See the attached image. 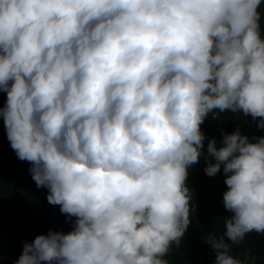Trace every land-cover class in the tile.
I'll return each instance as SVG.
<instances>
[{"label":"clouds","instance_id":"9594fccd","mask_svg":"<svg viewBox=\"0 0 264 264\" xmlns=\"http://www.w3.org/2000/svg\"><path fill=\"white\" fill-rule=\"evenodd\" d=\"M261 13V0H0V116L61 212L13 264H168L194 234L192 175L217 184L194 234L214 264H264Z\"/></svg>","mask_w":264,"mask_h":264},{"label":"trees","instance_id":"16d2710c","mask_svg":"<svg viewBox=\"0 0 264 264\" xmlns=\"http://www.w3.org/2000/svg\"><path fill=\"white\" fill-rule=\"evenodd\" d=\"M259 11L261 12V7ZM261 28H264L263 15ZM5 102L6 93L0 92V107ZM29 168L30 163L18 159L11 149L3 117L0 116V264H13L19 258L23 244L30 243L37 235H46L49 230H53L51 221L61 213L58 205L47 202V189L36 187ZM186 184L191 189L193 203L198 205L195 226L187 231L199 238L206 231L205 228L199 229L197 221L206 219L215 210L217 184L196 175L187 178ZM211 225L215 226V222ZM56 227L57 231L66 233L71 231L72 223L57 220ZM194 234H190L180 246H171L164 257L168 264H214L213 248L211 247V252L205 251ZM203 244H208L207 240L204 239Z\"/></svg>","mask_w":264,"mask_h":264}]
</instances>
